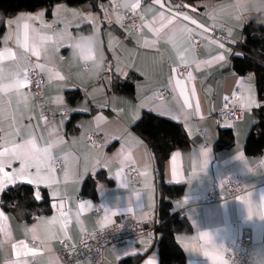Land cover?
Masks as SVG:
<instances>
[{"label": "crops", "instance_id": "1", "mask_svg": "<svg viewBox=\"0 0 264 264\" xmlns=\"http://www.w3.org/2000/svg\"><path fill=\"white\" fill-rule=\"evenodd\" d=\"M131 2L133 0H116L118 5ZM171 3L175 6L177 0H171ZM101 4L109 9L113 7L110 0H101L99 9L56 2L47 9L20 10L5 18L0 53L5 49H11L14 53L13 56H0V69L5 75L22 72L25 66L31 65L32 59L36 60V57L16 46L17 18L43 11L44 20L53 25L51 29H42L37 37L40 43V37L53 36V40L42 42L39 62L59 72L65 80L50 81L47 74L42 75V92L53 110L61 108L54 100L62 96L68 111L54 120H47L46 124L42 119L40 103L32 92L25 88L20 89L21 96L14 90L0 92V107L5 110L4 115L14 116L17 122L23 117L25 123L32 116V124L37 125L36 135L43 137L44 141L49 137L46 130L49 124L58 133L64 134L63 143L55 150L62 157L54 175L56 183L53 187L41 186L39 189L49 198V211L26 222L16 219L0 204V211L4 213L3 219H0V264H64L57 254L60 239L67 237L65 240L75 243L85 230L99 229L122 219L153 220L156 215L158 178L167 183L181 184L182 187L180 195L172 200L171 209L177 213L181 209L184 220L190 225L189 231L174 235L184 251L186 264H213V261L215 264H227L225 249L242 227L250 229L251 249L261 259L260 264H264V154H247L244 151V139L256 114L255 108L251 113L248 109H240L238 99L246 96L250 88L257 93V87L252 72L238 74L230 66V55L240 54L233 50L232 44L243 37L241 25L257 12L264 11V0H217L197 7L196 12L183 10L201 25L223 28L233 39L225 42L226 52H222L209 31L195 48L189 32L184 31L183 24L179 22L164 28L160 38H156L148 27L137 32L115 23L109 27L104 22ZM77 10L98 16V31L94 32L93 25L85 22L82 15H74ZM123 10V7L118 8L117 14L123 16ZM137 10L143 14L144 24L160 27L158 6L148 10L145 4ZM112 19L115 21L116 14ZM10 20L13 22L11 27L8 26ZM24 22L21 20L20 24ZM34 26L40 28L39 23ZM65 31L71 39H63V44L67 46L55 50L54 34ZM20 32L22 38V27ZM9 34L12 39L5 44ZM113 37H118L119 43L113 41L110 46ZM81 46L85 51L92 52L94 59H81L78 53ZM220 54L226 57V67H221V62L215 61ZM108 61L110 70L102 76L100 69ZM117 63L122 68L127 64L135 66L133 71L138 76L133 81L131 95L114 92L107 83L110 77L117 75ZM180 65L187 67L191 78L188 74L176 77L181 80L180 88H177L170 67ZM61 85H66L62 91ZM181 88L191 104L190 108L184 107ZM160 89L166 93L159 98L155 93ZM68 90L78 91L79 97L70 101L66 94ZM225 96L229 97L228 101L224 100ZM226 103L239 110L237 117L216 116L218 107ZM101 105L106 106L101 108ZM141 105H145L144 112L148 108L166 110L168 114L163 117L179 122L190 139L188 147L175 149L168 155L160 173L152 151L130 127L134 110ZM82 108L89 111H71ZM73 115L76 118L69 129V120ZM97 115L105 118L99 125L95 120ZM62 120H65L63 124ZM18 126L23 127V124ZM221 128L231 129L233 142L228 147L216 148L214 144ZM125 129L136 140L127 136ZM89 131L97 132L100 137L96 147L84 141ZM113 136H123V139L113 140ZM125 156L127 159H124ZM131 165L137 170L135 179L129 176L128 168ZM65 167L68 169L67 176ZM98 173H102L103 177L96 178L94 195L82 194L84 180L94 178ZM225 174L240 175L241 193L234 198L203 202L211 183ZM30 186L35 189L34 185ZM54 188L64 197V210L69 215L67 225L59 208L54 206L59 203L52 198ZM81 203L86 205L82 212L79 211ZM96 205L98 211L94 212ZM129 208L132 211H128ZM208 208L212 209L211 213L205 211ZM77 213L79 223H76ZM236 220L240 222L237 228L233 227ZM203 234H206V238L199 239ZM157 238L158 234L152 231L119 247L108 246L104 249V264H147L149 260L158 264ZM21 242L27 248H23ZM13 245L16 247L13 248ZM78 261L79 264H89L86 258L71 264Z\"/></svg>", "mask_w": 264, "mask_h": 264}, {"label": "snow or ice", "instance_id": "2", "mask_svg": "<svg viewBox=\"0 0 264 264\" xmlns=\"http://www.w3.org/2000/svg\"><path fill=\"white\" fill-rule=\"evenodd\" d=\"M110 3L113 5L111 9L104 6L103 4L100 5L101 11L104 12V22L108 23L109 27L115 23L117 26L123 28L124 27V17L117 14V9L123 7L125 11L131 13L132 17H135L137 14V9H140L143 5H147V9L151 10L155 7H159L160 11L158 13V19L160 23V27H154L150 24H144V17L140 16V20L142 23L140 24V29L144 27H148L150 31L156 38H160L163 29L167 26L173 25L174 22H179L183 24L184 31L189 32L192 40L196 43H199L200 40H197V37L201 39H205V34L209 31L208 26L201 25L195 18L190 16L187 12L183 11L180 5L173 6L171 0H133L131 3H123L122 5H118L116 0H110ZM183 9H188L191 12H196L198 10L197 6H194L189 3H185L183 5ZM74 15H82L83 20L87 23L93 25V31H98L97 22L99 21V17L91 12L84 13L81 10H77L73 13ZM116 14V19L113 21L112 16ZM25 21L22 25L20 21ZM2 23V21H0ZM12 21L8 22V26H12ZM35 23H39L40 28H36L34 26ZM155 23V22H154ZM17 31H16V39L15 43L16 46L20 49H23L24 52L30 53L31 56L36 57V62L32 65V67L25 66L22 72L10 73L5 75L3 70L0 69V92H9V91H16L18 96L23 95L20 93V89L26 88L30 83V73L33 75L40 74L44 75L47 74L48 79L51 80H58L64 81L65 77L61 75L59 72L53 71L51 68H46V66L39 62L41 58V53L39 48L42 46V42L44 40H53V36L47 37H40V43L37 42V37L42 29H51L53 27L52 24H48L44 20V12L41 11L35 15H27L23 17L17 18L16 21ZM194 26V27H193ZM22 27L23 33L21 38L20 28ZM241 27H243L241 25ZM30 32H31V42H30ZM56 39L54 43L56 45L55 50H59L60 47H66L67 45L63 44V39H71V36L65 31L63 33H55L54 34ZM229 35L231 32L229 31ZM12 36L9 34L6 38L4 43L7 44L11 41ZM115 41L119 43L118 37H113L111 43ZM215 42L217 43L218 47L222 50V52H226L227 49L225 47V42H222L220 37H217ZM86 44V42H85ZM78 53L81 59L88 61L94 59V54L89 51H85L84 47L81 46L78 49ZM8 55L13 56L14 53L11 49H5L3 53H0V56ZM242 55V53L237 54ZM103 59V56H101ZM215 61L221 62V67H226V57L223 54L217 55L215 57ZM135 70V66L132 64H127L123 68L120 67L119 63H117L115 67L116 77L115 79H125L129 78L131 71ZM170 73L174 74L173 78H175V84L177 88H180L181 80L179 77L181 75L179 71V66L177 67H170ZM142 74V73H141ZM189 78H191V73H188ZM254 79V77H253ZM5 80H8V83H4ZM113 78H109L107 83L109 85L112 84ZM39 83V80H37ZM66 85H61L60 90L62 91ZM72 87H75L73 85ZM164 91V90H162ZM181 97H184V107L190 108L191 104H189L188 99L185 97L184 89H180ZM240 103V109H252V108H264V97H260L258 93H255L253 88L248 90V94L246 96L238 97ZM225 101L229 100L228 96L224 97ZM54 103L61 106L60 111H68L67 105L62 96H58ZM87 103V101H86ZM106 105H101V108L105 107ZM145 105H141L138 109H135L133 122L139 121L145 117H151L152 113L155 112L158 116H165L167 115V111L163 109L157 108H148V111L144 112ZM225 108H227V103L225 104ZM3 107H0V194H2L8 187L15 185L17 182L27 183L29 185H34L35 189L33 191V196L35 200L39 201L42 199V194L39 191L41 186L44 187H53L56 183L54 179V175L57 172L61 162L62 157L56 154V148L58 145L63 143V133H58L57 130L52 126L48 125L47 131L49 133L48 140L44 141L43 137H38L36 135L37 125L32 124V116L27 118V122L23 121V117H21V121L17 122L13 117H9L4 115ZM71 111H89L88 108L82 109H72ZM197 111L199 108L197 107ZM42 119L47 124V117H42ZM104 117L102 115H97L95 120L97 124L104 121ZM176 119V117H173ZM65 120H62L61 123L63 124ZM19 124H23V127L18 126ZM30 131H26L29 130ZM125 134L136 140L132 133L125 129ZM113 140H121L123 136H113ZM108 141H105L107 144ZM137 143L139 141L137 140ZM120 153H118L119 155ZM124 159H127L125 156ZM105 162V165L106 166ZM18 164L19 167H15ZM97 164H99V160H97ZM65 176L68 175V169L64 168ZM173 177H175L176 173L175 170L172 172ZM53 200H58V205H54L59 208L61 217L63 218L64 224L67 225L69 222V215L65 213L64 210V197L60 195L59 191L55 188L52 192ZM187 203V199L185 200ZM90 206V205H88ZM86 207L85 204L81 203L79 205V211L82 212ZM128 211H132L131 208ZM208 213L212 212V209L208 208L205 210ZM115 215V213H113ZM4 213L0 211V219H3ZM55 219V218H54ZM79 213L76 216V223H79ZM206 238V234H203L199 239L204 240ZM67 239V237H65ZM21 246L23 248H27V245H24L21 242ZM16 245H13L15 248ZM75 246L69 248V252L74 253ZM27 254V253H25ZM127 255V253H125ZM79 264V261L77 262ZM147 264H154L152 260H149ZM213 264L215 262L213 261Z\"/></svg>", "mask_w": 264, "mask_h": 264}, {"label": "trees", "instance_id": "3", "mask_svg": "<svg viewBox=\"0 0 264 264\" xmlns=\"http://www.w3.org/2000/svg\"><path fill=\"white\" fill-rule=\"evenodd\" d=\"M101 0H0V37L5 28V18L12 16L20 10H34L40 7L50 8L56 2H64L69 5H81L91 9H99ZM197 7L210 4L217 0H183ZM242 39L233 43V50L242 55L232 53L230 55V66L238 74L252 72L254 75L257 93L264 97V11L257 12L251 16L241 28ZM235 52V51H233ZM138 75L131 71L127 80L115 79L113 76L112 91L131 95L133 92V81ZM67 98L74 101L79 97L76 90H68ZM254 111V110H253ZM147 111H145L146 113ZM256 118L251 124L245 139L244 151L247 154H258L264 146V108H255ZM76 118L73 115L69 120L68 128H72L71 122ZM131 129L139 134L148 145L154 155V161L158 172H161L163 163L168 155L175 149L186 148L190 139L181 124L172 119L158 116L152 113L151 117H145L130 125ZM233 142V134L230 128L219 129L215 140V147H228ZM103 177L102 173L96 174L94 178H86L83 182L81 193L94 195V183L96 178ZM33 189L29 184L17 183L8 187L0 194L1 206L10 211L16 219L31 221L36 215L49 211V198L43 193L42 199L37 201L33 196ZM182 192L181 184H172L161 181L156 183V215L151 220L153 231L158 234V264H186L185 255L181 245L175 239V233L189 231L190 225L172 211V200Z\"/></svg>", "mask_w": 264, "mask_h": 264}, {"label": "built area", "instance_id": "4", "mask_svg": "<svg viewBox=\"0 0 264 264\" xmlns=\"http://www.w3.org/2000/svg\"><path fill=\"white\" fill-rule=\"evenodd\" d=\"M186 2L183 0H177V5H180L182 10L183 5ZM124 17V26L129 30L137 32L140 30V16L143 14L137 10L135 17L131 16V13L122 11ZM209 35L212 38L220 37L223 42L232 41L233 39L228 36V34L221 27H208ZM197 40L202 42V39L197 37ZM199 42V43H200ZM192 45L196 48L199 43L192 40ZM36 62L32 59L31 65ZM110 62H106L100 69V74L103 76L110 70ZM179 71L182 76L188 74L187 67L185 65L179 66ZM31 83L25 88L34 94L35 98L39 101L41 107V114L47 117V120H54L55 118L66 114V111H60V109L53 110L48 101L43 97V84L44 79L40 74L33 75L30 73ZM39 80V83H37ZM160 89L156 91V97H163L165 95V90ZM248 112H253L252 109H248ZM216 116L220 118L225 117H237L239 110L236 107L225 105L218 107L216 110ZM84 141L91 147H96L100 142V137L97 132L89 131L85 134ZM262 153L264 154V146L262 148ZM129 176L131 179H135L137 175V170L134 165L129 166ZM241 177L240 175L225 174L218 179L214 180L210 187L208 188L206 194L204 195L202 201L209 203L212 201L224 199V198H234L241 193ZM98 211V206H94V212ZM182 210L178 211V215L182 216ZM240 222L238 220L234 221L233 227H238ZM153 231V226L151 220H137L133 218L122 219L104 226L99 229L92 231L85 230L75 243H70L65 239H60L58 241L59 247L57 249V254L64 264H71L82 258H86L89 264H104V249L108 246L119 247L129 240H134L141 235L149 234ZM75 246L74 253L69 252V248ZM225 257L227 264H260L261 259L259 256L251 249V232L248 227H242L239 234L233 241H231L225 249Z\"/></svg>", "mask_w": 264, "mask_h": 264}]
</instances>
